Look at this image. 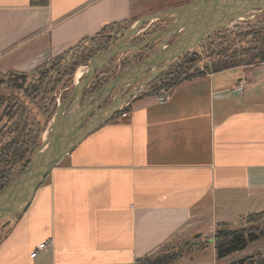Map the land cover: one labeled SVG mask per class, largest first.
<instances>
[{"label":"crops","instance_id":"0c3cea01","mask_svg":"<svg viewBox=\"0 0 264 264\" xmlns=\"http://www.w3.org/2000/svg\"><path fill=\"white\" fill-rule=\"evenodd\" d=\"M187 3L0 0V74L29 72L109 24ZM242 80L241 93L229 92ZM124 105L9 218L0 264H130L176 236L264 209V62L187 79L163 103L147 95ZM210 242L171 264H251L239 261L264 248L260 238L217 258Z\"/></svg>","mask_w":264,"mask_h":264},{"label":"trees","instance_id":"16d2710c","mask_svg":"<svg viewBox=\"0 0 264 264\" xmlns=\"http://www.w3.org/2000/svg\"><path fill=\"white\" fill-rule=\"evenodd\" d=\"M123 24L125 23L109 24L99 34L80 39L61 53L50 56L33 70L12 74L10 81L13 83L19 81L21 84H25L24 87L16 86V88L24 92L29 106L24 100L11 94H0V191L28 166L33 153L39 148L44 128L57 108L53 102L54 91L59 86L68 83V76L72 74L77 65L87 63L93 55L115 44L122 37L123 31L128 30L129 24L127 27ZM164 27L162 26L150 34L153 35ZM116 29L120 30L112 33ZM158 40L139 50L127 52L133 53L134 56L126 63H122L120 72L148 57L153 52L151 51L153 44ZM199 44L204 45V53L189 54L185 51L173 59L167 68L151 80L144 90L135 97L154 95L160 91L170 90L187 79L206 73L264 62V13L254 17L249 23L235 25L232 28H221L201 40ZM202 58L205 60H201ZM200 60L203 61V64L197 66L196 61ZM110 62L111 60L96 70L84 88L83 98L99 90L108 79L112 78L115 71L111 70ZM70 92L71 88L65 96H61V102ZM110 99L111 94L102 106L107 105ZM31 108H36L38 115L41 118L44 117L43 122L32 114ZM127 111L128 105L114 113L110 120H114L113 118H117ZM2 119H5L3 123ZM263 218L264 209L249 213L239 218L238 221L240 223L242 221L258 223ZM236 222H219L217 224L218 227L213 235V248L217 258L241 251L249 243L262 235L264 236V222L262 227L256 229H245L240 227L241 225L237 227ZM3 230L4 228H0V237ZM181 255V251L177 250L155 251L136 258L130 264H171ZM239 263L264 264V258L255 260L249 256L240 260Z\"/></svg>","mask_w":264,"mask_h":264},{"label":"water","instance_id":"95a60500","mask_svg":"<svg viewBox=\"0 0 264 264\" xmlns=\"http://www.w3.org/2000/svg\"><path fill=\"white\" fill-rule=\"evenodd\" d=\"M252 11L264 12V0H191L185 5L140 18L117 43L93 55L88 61L83 78L72 86L65 100L57 105L50 122V131L33 153L28 166L0 191V220L7 218V225L9 218L22 212L61 158L70 153L82 138L106 123L116 111L121 110L123 103L141 92L173 59L194 48L213 32L226 27L234 20L242 19ZM166 14L176 16L161 31L138 43L127 41L142 24L157 20ZM172 35H176V38L163 44L162 41ZM157 39L161 42L148 57L108 79L99 90L87 95L78 104L84 88L97 69L107 64L114 56L139 50ZM139 80H143L142 83L130 89L124 99L122 95ZM115 89L118 91L111 102L101 108Z\"/></svg>","mask_w":264,"mask_h":264},{"label":"rangeland","instance_id":"374dc122","mask_svg":"<svg viewBox=\"0 0 264 264\" xmlns=\"http://www.w3.org/2000/svg\"><path fill=\"white\" fill-rule=\"evenodd\" d=\"M190 1L191 0H186V2H190ZM179 6H181V5H177V6H174L172 8L179 7ZM165 10H167V9H165ZM262 13H264V12H259V11L249 12V13L245 14L242 19H238V20H234V21L230 22L226 26V28H232L235 25H242V24H245V23H249V21H251L254 17H256V16H258V15H260ZM175 16H176V14H173V16L172 15H169V14H166L165 16H163V17H161V18H159L157 20H153V21H150V22H145L144 24H142L140 26L139 30L135 34H133L127 41L128 42H132V43H137L138 41L140 42V41L144 40L149 35H152V34H150L151 32H155L157 29L162 28V26L163 27L166 26L169 22L172 21V18H175ZM133 23H134L133 21L132 22H129V23H125V24H123V26H126L127 27V25L129 24L128 25V29H129V27ZM117 30H120V29H116L115 31H112V33L113 32H116ZM126 32L127 31H123L122 37L125 35ZM122 37H120V39ZM175 38H176V35H172V36L168 37L167 39H165L162 42H163V44L164 43H170ZM160 42H161L160 39L158 41H156L153 44L151 51H154L157 48V46L159 45ZM203 49H204V45H200L198 43L194 48H192V49H190L189 51H186V52H188L189 54H192L193 52L204 53L203 52ZM127 52H133V51H127ZM127 52H124L122 54H118V55H116L115 57H113L111 59V62H110V64H111V70L112 71L113 70L115 71V74L112 77H114V76H116L117 74L120 73V71H121V65H122L123 62L126 63L128 60L131 59L132 56H134L133 53H127ZM201 60H205V58H202ZM200 61H196L197 66H202L203 61H201V62ZM87 64H88V62L85 63V64L80 63L79 65H77L74 68L72 74L68 76V83H66L65 85L59 86L54 91V93H53V99H54L53 102H54V105L57 106L61 102V99H60L61 96L62 95L65 96L68 93V90L70 88L72 89V86L76 82H78L81 78H83V76H84V74L86 72V69H87ZM79 72H82L81 73L82 75L80 74V76H77ZM13 73H15V72H7V73H4V74H0V94H5V95L11 94L12 96L17 97L20 100H24L27 103V106H29L28 100L26 99L24 92L21 89L16 88V86H22V87H24L25 84L24 83L21 84V82H19V81L18 82H14V83L12 81H10V77H12V74ZM142 81L143 80H139V81L135 82L131 87H129V89L124 93L125 96H126L127 92L130 91V89L132 90V88L134 86L138 85L139 83H142ZM117 91H118V89H115L111 93L110 102H111L112 98L116 95V92ZM139 93L135 94L134 96L138 95ZM125 96H123V98ZM133 97H131V98H133ZM83 99L84 98L82 96V98L80 99V101L78 102V104H80V102ZM125 103H127V101ZM125 103H123L121 105L122 108H124L126 106V105H124ZM107 105H105V106H107ZM105 106H102V107H105ZM31 111H32V114L35 115L36 117H38L41 122L44 121V117L41 118L38 115V111H37L36 108H31ZM112 116H110V119H111ZM51 119L47 122V124H46V126L44 128V131L42 133V140L48 135V133L50 131V122H51ZM113 119L115 120L117 118H113ZM4 121H5V119H2V123ZM6 220H7V218H2L0 220V228H4L6 226L5 225L6 224ZM236 221L235 222L237 223L236 224L237 227L241 225L240 227H243L245 229H256V228L262 227V224L264 222V218L261 219L258 223H247L245 221H242L240 223L238 220H236ZM235 222H233V223H235ZM217 224H215L213 228L208 229V231L204 232V234H199V235H196V236L191 237V238H184L183 236H176V238H174L170 242L164 244L158 251H162V250L163 251L164 250L165 251H173V250L175 251V250H177V251H181V253H182L181 256H183V255H187L188 253H190L193 249L201 250V248L208 247L211 244L210 240H213V244H214L213 235H214V232L216 231V228L218 227ZM219 227L221 228L222 226H219ZM260 238H264V236L262 235L258 239H260ZM251 256L255 260H261L262 258H264V248H263V250L262 249H254L253 250V254Z\"/></svg>","mask_w":264,"mask_h":264},{"label":"built area","instance_id":"2783aa9c","mask_svg":"<svg viewBox=\"0 0 264 264\" xmlns=\"http://www.w3.org/2000/svg\"><path fill=\"white\" fill-rule=\"evenodd\" d=\"M245 87H246V82L242 80V81H240L239 83H237L234 87L230 88V89H229V92H231V93H241V92L245 89ZM168 91H169V90L160 91V92H158L157 94H155V95H154L155 100H156L158 103H163V102L166 100L167 96H168ZM43 247H44V243H43V242L40 243V244H38V245L35 247V249H34L32 252H30L29 256H30V257H34L35 254H36V251H37L38 249L43 248Z\"/></svg>","mask_w":264,"mask_h":264},{"label":"bare ground","instance_id":"6f19581e","mask_svg":"<svg viewBox=\"0 0 264 264\" xmlns=\"http://www.w3.org/2000/svg\"><path fill=\"white\" fill-rule=\"evenodd\" d=\"M81 73H82V72H79L77 76H80ZM81 75H82V74H81Z\"/></svg>","mask_w":264,"mask_h":264},{"label":"flooded vegetation","instance_id":"af4514ba","mask_svg":"<svg viewBox=\"0 0 264 264\" xmlns=\"http://www.w3.org/2000/svg\"><path fill=\"white\" fill-rule=\"evenodd\" d=\"M123 96H125V94H123L122 97H123ZM131 97H133V96H131ZM131 97H130V98H131ZM101 107H102V106H101Z\"/></svg>","mask_w":264,"mask_h":264}]
</instances>
